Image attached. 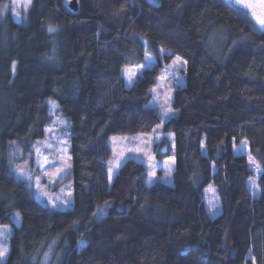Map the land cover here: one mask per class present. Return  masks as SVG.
<instances>
[{"label":"trees","instance_id":"obj_1","mask_svg":"<svg viewBox=\"0 0 264 264\" xmlns=\"http://www.w3.org/2000/svg\"><path fill=\"white\" fill-rule=\"evenodd\" d=\"M61 2L31 0L25 19L7 16L5 27L0 15V150L43 138L46 100L56 99L71 123L74 195L72 209L52 211L0 169V224L21 214L4 264H33L41 243L58 236L60 264H264V33L228 0H80L77 15ZM214 30L226 32L216 54ZM142 41L156 67L126 88L121 68L143 61ZM176 56L187 61L185 84L161 127L174 139L171 183L147 186L146 166L128 159L109 186L108 138L160 124L148 90ZM239 140L261 169L256 197L246 155L234 151ZM208 185L221 206L214 218L202 200ZM105 202L106 216H94Z\"/></svg>","mask_w":264,"mask_h":264},{"label":"rangeland","instance_id":"obj_2","mask_svg":"<svg viewBox=\"0 0 264 264\" xmlns=\"http://www.w3.org/2000/svg\"><path fill=\"white\" fill-rule=\"evenodd\" d=\"M151 4H157L158 0H147ZM231 2V0H228ZM31 2V0H30ZM7 5V7H5ZM30 6V3L25 6L24 0H21L20 5H13L12 0H7L2 7H1V13H2V25L5 27L6 24V17L10 16L13 21L20 23L25 19L26 12ZM18 14V15H17ZM254 24V22H253ZM215 31V30H214ZM212 32V34L209 36L208 45L213 50V52H219L222 43L225 40V31H215ZM175 59V57L171 60V62L168 65H171L172 61ZM183 60V59H182ZM185 61V60H184ZM166 65H164L163 68H165ZM13 67V66H12ZM15 69V68H14ZM185 71H186V65H184L179 70H173L172 74L179 80L182 81V86L185 84ZM157 87V93H152V99L150 100L148 106L151 108H154L158 115L162 112L164 107H170L173 91L176 86L174 83H165L162 87ZM180 87V86H179ZM171 88V91H168V89ZM169 97L171 99L169 100L168 104L165 105V100H168ZM49 101H54V104H50ZM48 113L51 116V122L45 127L49 128L51 127L53 131L51 133H46L43 138L33 141L32 143L25 144V143H19L15 142V145L9 148V151L6 150H0V169L5 168L11 172L16 178L17 176L14 174V168L15 167H23L26 171L32 170L33 175V181L35 179V176H40L41 178V189L47 192V196L44 198H36L33 196V192L36 190L35 183L33 182V186L31 189H29L27 181L24 179H20L24 181L28 187V192L30 196H32L35 200L39 201L41 204L45 205L52 211H64L67 209H72L74 207V195H73V183L71 178V164L69 161L70 157V147H71V123L70 120L61 112L60 107L58 105V102L54 98H48L46 100ZM175 116V111L173 110ZM171 117V118H172ZM169 120V119H168ZM166 120L165 122H167ZM163 124H160L156 126L151 132L139 134V135H133V136H127V135H113L110 136L107 140V143L109 145L111 154L108 159H113L115 156L116 158H119L121 154H123L124 159L121 162V166L123 163L128 159H133L138 162L143 163L146 166L147 169V178H148V171L150 170L149 165L159 163L161 165L160 168L155 169L156 177H163L165 173L168 171L169 167L172 168L174 164L171 163V159L173 156L172 150H173V144L174 139L173 135L165 134L161 131V127ZM115 137L116 139L113 140L112 138ZM159 137V139H157ZM143 141H150V143L145 146ZM244 140H239L237 144L235 145L236 148L234 151L236 153H241L239 151L241 142ZM39 142V144H37ZM246 142V141H245ZM247 143V142H246ZM45 144H51L53 147L51 149L46 150ZM36 145L37 147H40L42 149V155L39 157L37 156L36 152L32 150V146ZM140 147L142 149L141 152H129L128 149ZM66 149V151H65ZM10 153H15V157L12 158V163L10 164ZM243 154L246 155V159L249 163L250 156L248 153V145L246 148L243 149ZM156 154H169V156L165 157L163 160L156 159ZM47 156L50 164L45 165V169L47 171H54L51 167V164L54 163L56 168H64V173H61V177L58 179V182L56 183H49V177H46L43 175L41 170H37L36 164L37 160L39 159L40 163L44 162V157ZM152 157L153 159H150ZM108 161L106 162V172H107V179H108ZM168 162V163H165ZM120 166V167H121ZM249 167L255 174V178L250 179L248 181V188L252 192L253 196L259 195V190L257 187V177L260 173V171H257V167L260 169V167L256 163H252ZM117 171L115 172V175L117 174ZM170 172L167 181H163L166 183H171V173ZM114 175V177H115ZM147 181V179H146ZM254 182V186H253ZM109 186L111 183H109ZM147 186L149 185L146 183ZM214 189L213 191H206L207 189ZM64 190L63 192L61 190ZM71 191V202L68 207L61 206L58 209H52L51 205L48 204V197H57L60 196L62 198H66L67 192ZM215 197V199H214ZM214 199V202L218 204V208L215 210V214L212 215L208 211V201ZM202 200L204 203V206L209 213V215L214 218L221 212V206L219 197L217 195L216 189L213 185H208L206 188L203 189L202 192ZM19 211H14L12 214V218L15 213ZM20 213V212H19ZM21 224V217H20V223L16 224L15 221L12 219V224H7L8 227L11 229V235L13 233L14 226L18 227ZM0 226H3L0 224ZM10 235V236H11ZM9 236V237H10ZM8 238L0 240V243L5 245L9 249L8 245ZM66 243L63 238L60 236L55 237L50 240H45L41 243L36 253L33 255L32 263L33 264H60V261L63 256V247H65ZM9 253V251H8ZM47 254V255H46ZM8 257V254L5 258V261Z\"/></svg>","mask_w":264,"mask_h":264},{"label":"snow or ice","instance_id":"obj_3","mask_svg":"<svg viewBox=\"0 0 264 264\" xmlns=\"http://www.w3.org/2000/svg\"><path fill=\"white\" fill-rule=\"evenodd\" d=\"M21 0H12L13 5H20ZM30 3V0H24L25 6ZM233 12L238 16H245L250 19V21L254 22L253 24V32L259 31L261 33H264V0H231ZM7 7V5L5 6ZM65 7L67 8L68 5L65 4ZM2 15V13H0ZM18 15V14H17ZM57 29L49 26L48 31L49 32H55ZM148 42L142 41L141 47L144 49V56L143 61L141 63H133L132 57L128 59L125 66L121 68L120 71V79L123 81L124 87L131 88L133 87L136 82L141 79L146 72H150L154 70L156 67V57L153 56L147 49ZM165 49L161 48L159 50L160 57H163L165 55ZM187 64V61L182 60L180 56H176L175 59L172 61L171 65H166L165 68L161 70V74L156 77V84L158 87H162L165 83H174L176 86H182V81L177 79L173 74L172 71L179 70L184 65ZM15 68V61H13V69ZM150 93H157V87H153L148 90ZM168 91H171V88L168 89ZM171 97H169L168 100H165V105L168 104ZM50 104H54V101H49ZM147 107V106H146ZM174 115L173 110L170 107H164L162 112L159 115V119L161 121V124H164L166 120L170 119ZM46 133H51L53 129L51 127L45 129ZM113 140L116 138L113 137ZM159 139V137H157ZM145 146H147L150 141H143ZM39 144V142H37ZM11 145L14 146L15 142H11ZM53 146L51 144H45V149H51ZM234 149L236 148L235 144L233 145ZM247 147V143L245 141L241 142L239 151L242 153L243 149ZM201 148H204V142L201 141ZM32 150H34L39 157L42 155V149L40 147H37L36 145L32 146ZM66 151V149H65ZM129 152H136L139 153L142 151L140 147L131 148L128 149ZM15 157V153H10V164L12 163V158ZM124 159L123 154L120 155L119 158H116L115 156L113 159H110L108 161L109 167H108V180L109 183H112L114 175L116 170H118L121 166V162ZM150 159H153L150 157ZM171 163H175V157L170 158ZM168 163V162H165ZM250 165L254 163V161L250 158L249 160ZM50 161L47 156L44 157V162L40 163L39 159L37 160L36 168L37 170H41L43 175L46 177H49V183H56L58 182V179L61 177V173H64V168H56L55 164L52 163L51 167L55 169L54 171H47L45 169V165H49ZM161 165L159 163L150 164L148 171V178L146 183L149 185L161 182V181H167L168 176L170 172L172 171V168L169 167L168 171L165 173L163 177H156L155 169L160 168ZM257 171H261L257 167ZM11 174V173H10ZM14 174L17 176L18 179H24L27 181L29 189L32 188L33 182L35 183L36 190L33 192V196L36 198H44L47 196V192L41 189V178L40 176H35V179L33 181V175L32 170L26 171L23 167H15L14 168ZM254 186V182H253ZM64 191L63 189L61 190ZM206 191H213L214 189H207ZM71 191L67 192L66 198H62L60 196L57 197H48V204L51 205L52 209H58L61 206L68 207L71 202ZM215 199V197H214ZM214 199H211L208 201V211L210 214L214 215L215 210L218 208V204L214 202ZM107 208H108V202H105V205L103 207H98V210L93 213L96 217H104L107 214ZM20 217L21 214L19 212L15 213L13 216V220L16 224L20 223ZM75 223V222H74ZM11 235V229L8 227V225L0 226V240L6 239ZM83 235V234H81ZM78 244L83 245L86 243L83 239L77 241ZM9 249L0 243V264H4L5 258L8 254ZM47 255V254H46Z\"/></svg>","mask_w":264,"mask_h":264},{"label":"water","instance_id":"obj_4","mask_svg":"<svg viewBox=\"0 0 264 264\" xmlns=\"http://www.w3.org/2000/svg\"><path fill=\"white\" fill-rule=\"evenodd\" d=\"M61 4L64 8H66L65 4H67V9H69L73 15H77L80 12V0H62Z\"/></svg>","mask_w":264,"mask_h":264},{"label":"crops","instance_id":"obj_5","mask_svg":"<svg viewBox=\"0 0 264 264\" xmlns=\"http://www.w3.org/2000/svg\"><path fill=\"white\" fill-rule=\"evenodd\" d=\"M165 134H170V133H165ZM172 134V133H171ZM173 135V134H172ZM163 160V159H162ZM166 183V182H165ZM167 184H169V183H167ZM149 186V185H148Z\"/></svg>","mask_w":264,"mask_h":264}]
</instances>
